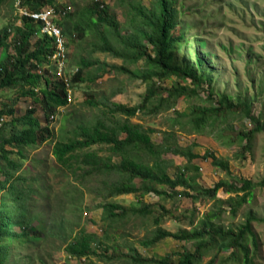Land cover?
I'll return each instance as SVG.
<instances>
[{
	"label": "rangeland",
	"instance_id": "1",
	"mask_svg": "<svg viewBox=\"0 0 264 264\" xmlns=\"http://www.w3.org/2000/svg\"><path fill=\"white\" fill-rule=\"evenodd\" d=\"M17 2L3 0L0 3V29L23 24L24 18ZM134 4L153 10L159 8L157 0H56L57 7H54L59 13L57 19H61L65 29L80 23L88 10L93 8V11L98 12L105 7L122 25V33L127 34L132 31ZM177 6L182 12L183 21L189 24V37L197 40L187 53L194 56L198 50L207 60L217 92H224L233 100L240 97L251 102L253 115L259 119L263 129L255 130V122L238 114L221 122L218 127L207 126L197 131L189 118L180 113L188 106L207 104V93L204 91L194 97L183 94L175 108L161 111L157 115L139 112L130 121L154 129L152 139L156 144L192 147L193 152L201 156L210 151L230 164L227 172L216 168L210 158L200 157L189 161L168 151L162 154V158L172 176L188 166L190 174L196 175L198 182L208 188L220 180L241 186L242 180L248 179L256 184L253 200L232 214L229 198L237 193L222 190L216 199H195L182 194L165 197L156 193L143 197L137 194L110 196L109 188L118 180L119 174L92 172L89 171L90 167L80 161H74L72 168L63 167L53 154V146L57 141L73 138L78 125H94L102 119L109 123L125 120L121 114L114 116L109 107L115 103L138 105L147 90V83L141 78H134L116 69L126 65L131 70H143V59L131 63L112 53L98 50L100 36L97 30H90L83 36L74 32L71 37L67 35L69 54L62 73L59 74V59L56 55H51L49 63L42 68L52 65L53 70L49 69L48 74L55 80H67L70 83L72 101L50 117L49 124L54 132L52 138L26 148V159L11 155L23 161L19 173L26 179L19 185L27 190V205L33 211L45 215L44 226L48 227V231L39 233L38 238L34 234L37 226L34 223L26 230L27 236L14 240L11 256L13 264H136L131 258L133 249L144 257L165 258L177 263L180 252L194 250L193 242L168 237L146 246L144 241L152 238L158 226L171 232L190 229L197 226L209 212L219 214L215 221L225 228H237L248 215L256 216L258 220L253 222V226L259 242L257 262L264 264V0H177ZM24 8L28 9L26 5ZM62 10H67V13L63 14ZM108 34L114 39L112 33ZM37 37L34 35L32 42ZM78 69H82V73L76 81H72ZM161 84L171 87L173 84L183 85L187 82L171 78ZM31 106L36 108L37 118L46 126L48 121L40 102L21 96L15 88L0 89V122L11 119L10 110L15 116H21ZM238 130H255L250 150L244 149L248 140L236 141ZM6 147L11 148L9 145ZM85 151L95 152L103 158L111 157L113 162L121 159L107 144L92 145ZM133 155L138 160L152 162V158L144 151H137ZM195 167L199 170L196 171ZM0 178H3L2 175ZM160 189L171 192L166 185H161ZM182 189L177 188V192ZM109 202L119 203L127 211L122 216L112 217L105 207ZM145 205L151 206V213L134 211V208ZM114 212L122 211L117 209ZM157 220L160 222L157 223ZM82 230L98 236L99 242L95 246L97 255L73 257L67 252V244ZM17 231H22L21 226L17 227ZM249 244L252 245L251 240ZM228 255L229 252L221 253V258L214 264H233L223 261L222 258ZM210 258L207 256L202 264H207Z\"/></svg>",
	"mask_w": 264,
	"mask_h": 264
},
{
	"label": "trees",
	"instance_id": "2",
	"mask_svg": "<svg viewBox=\"0 0 264 264\" xmlns=\"http://www.w3.org/2000/svg\"><path fill=\"white\" fill-rule=\"evenodd\" d=\"M2 1L0 0V3ZM157 1L159 8L156 10L141 4L132 6V31L127 34L122 33V25L105 7L98 12L93 11V8L88 10L83 20L69 29L63 26L65 35L70 37L74 32L83 36L90 30H97L100 36L98 50L112 53L115 57L131 63H138L143 59V70H131L126 65L116 69L127 72L134 78H141L147 83V90L143 101L138 105L115 103L114 106L109 107L114 116L121 114L125 116V120L109 123L102 119L94 125H78L73 138L70 137L67 141L60 140L54 144L53 154L56 160L68 169L72 168L74 161H80L84 166L91 168L89 171L119 174L118 180L109 188L110 196L137 194L143 197L149 193H156L165 197L182 194L195 199L199 197L216 199L219 191L222 190L226 193H237L236 196L229 198L230 211L236 214L243 204L253 200V189L256 184L248 179H241V186L235 182L220 180L213 187H204L198 182L196 175L190 174L188 166L172 176L168 172L165 159L162 158V154L168 151L183 156L189 161L200 157L210 158L216 168L227 172L230 170V164L210 151L201 156L193 152L192 147L156 144L152 139L154 129L145 128L140 123L130 121V118L139 112L157 115L161 111L175 108L183 94L194 97L204 91L207 93L205 98L207 104L191 105L180 113L189 118V122L197 131L207 126L218 127L221 122H226L231 116L238 114L249 117L255 122V130L263 129L259 119L253 115L252 103L240 97L233 100L226 93L217 92L207 60L198 50L195 51L194 56L187 53L192 43L197 40L189 37L187 30L189 24L183 21L177 0ZM21 5L23 7L26 5L31 11L57 7L56 0H22ZM23 18L24 22L20 26L0 29V89L15 88L20 91L21 96L31 97L34 102H40L48 123L46 126L41 124L36 116V108L33 106L21 116H15L10 110L11 119L1 121L0 175L3 178H0V264H13L12 244L15 239L27 236L26 230L30 225L36 223L34 234L38 238H40L39 233L48 231V227L44 226L45 215L33 211L26 203L27 190L19 185L26 178L19 171L23 166L22 160L26 159V148L45 143L53 137V128L49 124L50 117L60 107L70 103L67 99L65 81L55 80L48 74L49 69L53 70V66L42 69L49 63V57L55 52L54 38L40 33L42 22L34 21L29 17ZM108 32L113 34L114 39H111ZM34 35L38 37L32 42ZM81 73L82 69H78L72 81H76ZM171 78H176L179 82H187V84H173L171 87L161 84ZM255 130L236 131V141H249L244 146L246 151L250 150V141L256 133ZM96 144L110 145V149L120 156V161L113 162L111 157L103 158L95 152L85 151L86 148ZM6 145L11 148H7ZM137 151L146 152L152 158V162L138 160L133 155ZM13 154L18 155L22 160L18 161L11 156ZM195 169L199 170L196 167ZM161 185L169 187L171 192L160 189ZM179 187L183 189L177 192ZM241 191L243 194H239ZM33 192L37 195L35 190ZM105 207L112 217L122 216L127 211L123 205L116 202H109ZM117 209L122 212H114ZM134 209L141 214L152 212L150 205ZM218 216L219 214L215 212H209L197 226L177 232L158 226L152 238L144 241L146 246L168 237L193 242L194 250L180 252L177 263L165 258L144 257L135 249H133L134 254L131 255L133 262L136 264H202L205 258L210 256L207 264H214L221 258V253L229 252L228 256L222 258L224 262L261 264L257 262L259 242L253 226V222L258 218L250 214L237 228H225L215 221ZM159 222L157 220V223ZM18 226H21L22 231H17ZM249 240H251V246ZM98 242L96 234L82 230L67 244L66 250L73 257L97 255L95 246Z\"/></svg>",
	"mask_w": 264,
	"mask_h": 264
},
{
	"label": "built area",
	"instance_id": "3",
	"mask_svg": "<svg viewBox=\"0 0 264 264\" xmlns=\"http://www.w3.org/2000/svg\"><path fill=\"white\" fill-rule=\"evenodd\" d=\"M21 2L22 0H18L17 7L20 8L22 17H29L34 21L42 22L43 26L41 32L54 38L55 52L53 56L56 55L59 59V63L57 64H59L60 66L59 74H61L63 67L66 64L69 50H67L68 38L64 33V27L61 24L60 19H57V10L55 9V7H47L39 11H31L27 8L22 7ZM62 13L66 14L67 10L63 11ZM65 81L67 86V99L69 102H71L72 90L70 88V83L67 80Z\"/></svg>",
	"mask_w": 264,
	"mask_h": 264
},
{
	"label": "clouds",
	"instance_id": "4",
	"mask_svg": "<svg viewBox=\"0 0 264 264\" xmlns=\"http://www.w3.org/2000/svg\"><path fill=\"white\" fill-rule=\"evenodd\" d=\"M66 83V82H65Z\"/></svg>",
	"mask_w": 264,
	"mask_h": 264
}]
</instances>
